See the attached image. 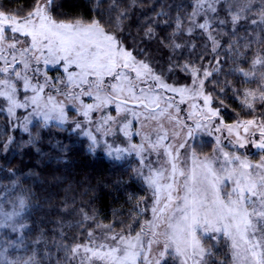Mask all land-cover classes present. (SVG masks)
Returning a JSON list of instances; mask_svg holds the SVG:
<instances>
[{
	"label": "snow or ice",
	"instance_id": "obj_1",
	"mask_svg": "<svg viewBox=\"0 0 264 264\" xmlns=\"http://www.w3.org/2000/svg\"><path fill=\"white\" fill-rule=\"evenodd\" d=\"M90 3L95 17L86 22L57 15L56 0H32L29 8L15 13L0 11V113L14 126L22 125L37 151L38 130L55 122L70 123L88 138L91 151L103 145L117 160L135 154L139 165L131 179L142 183L148 194V204L144 196L134 198L135 228L127 222L119 231L98 224L101 236L88 232L87 244L60 243L66 253L63 264L69 259L78 264H209L218 244L231 250L232 264H264V41L248 51L245 27L257 25L264 32V0H188L175 6V16L164 9L150 16L141 39L170 50L167 66L160 69L146 54L138 59L136 45L129 46L121 36L131 27L125 22L135 20L131 12L137 0ZM256 3L258 10L253 8ZM257 15L259 20L253 18ZM196 34L205 41L199 49ZM222 39L232 64L244 61L247 68H230L224 75L239 72L260 87L233 91L227 81L217 79L225 65ZM178 50L197 60L185 59ZM53 69L60 74H50ZM175 71L189 74L191 83H169L166 74ZM226 88L242 97L246 110V118L235 124L224 120L228 104L220 93ZM178 97L179 103L193 101L184 118ZM20 109L23 116L17 115ZM34 120L36 129H30ZM202 130L220 134L210 156L201 155L194 144ZM221 136L235 150H227ZM107 137L115 139L109 143ZM116 140L125 147H113ZM242 148L256 149L258 162L238 154ZM26 207L20 198L12 211L0 209V227L19 231L25 225L11 222Z\"/></svg>",
	"mask_w": 264,
	"mask_h": 264
},
{
	"label": "trees",
	"instance_id": "obj_2",
	"mask_svg": "<svg viewBox=\"0 0 264 264\" xmlns=\"http://www.w3.org/2000/svg\"><path fill=\"white\" fill-rule=\"evenodd\" d=\"M239 2L234 0L236 4ZM56 3V14L69 22L76 19L86 22L95 17V8L90 0H56ZM187 3L188 0H137L131 12L135 20L125 22L131 27L121 36L129 46L136 45L133 54L138 59L146 54L147 59L153 61L158 69L167 66L170 50L154 40L141 39L142 26L150 23L149 17L155 16L162 9L175 16V6ZM31 4L32 0H0V11L6 9L15 13L29 8ZM253 8L258 10L259 4H254ZM253 18L259 20L258 15ZM245 27L250 43L248 51H255L261 46L260 42L264 41V32L257 25L245 24ZM240 34L244 36V30ZM184 38L190 39L187 36ZM204 42L203 37L195 35L197 49ZM221 45L225 65L217 79L227 81L233 91L260 87L254 79L244 80L239 72L224 75L230 68L245 67V63L240 61L238 65L232 64L231 56L225 52L223 39ZM141 49L144 53L138 55ZM178 52H182L185 59L197 60V56H189V52ZM210 59V55L206 57L203 62L205 67H209L206 61ZM166 75L168 82L175 86L188 85L192 80L189 74L180 71ZM209 87L205 82V88ZM233 91L226 88L225 92L220 93L228 104L223 116L229 124H235L238 118H246V110L241 107L242 97L233 96ZM36 124L35 121L30 129H36ZM38 131L39 151L31 146L29 133L13 130V122L5 113H0V145L7 143L9 137L12 138L8 148L0 150V192L6 197L2 203L9 206L10 201L17 202L24 198L27 204L22 212L25 226L19 230L21 237L18 249L10 251V258L3 264H63L66 253L58 247L60 243L66 246L87 244L88 232L101 236L103 229L98 224H111L119 231L127 222L135 228L134 218L138 210L134 198L144 196L146 199L143 203H149L145 186L131 179L133 170L139 165L137 159L117 160L102 149L89 150L90 141L81 133L74 132L71 125L51 124L49 128ZM195 146L201 154L208 155L213 151L210 142H205L201 147ZM85 215L92 219H84ZM213 253L209 264H232L230 249L225 245H216ZM68 264H78V260L69 259Z\"/></svg>",
	"mask_w": 264,
	"mask_h": 264
},
{
	"label": "rangeland",
	"instance_id": "obj_3",
	"mask_svg": "<svg viewBox=\"0 0 264 264\" xmlns=\"http://www.w3.org/2000/svg\"><path fill=\"white\" fill-rule=\"evenodd\" d=\"M50 74L59 75L60 73H56L55 69H53ZM166 95H172V94L171 93H167ZM85 99H87V98H85ZM177 102H178L179 108L181 109L180 116H181V118H184L185 115H186V110H190V106L193 103V101L191 99H188L186 103H179V97H178L177 98ZM107 111L110 112L113 115L116 114L112 107H109L107 109ZM17 115L18 116H23L24 115L23 110L22 109L18 110L17 111ZM70 118H71V113H70ZM34 122H35V120L33 121V123ZM16 124L19 125V121H16ZM53 124H55V122H53ZM31 125H29V128L31 127ZM66 125H71V124L70 123H65V124L60 125V126H66ZM133 127H139L137 122L133 121ZM13 130H19L21 132H24L23 128H22V125L21 126H14L13 125ZM74 132H78V131H74ZM217 136H220V134L219 133H214V132L212 134H209L207 131H203L202 130L201 132L198 133L197 138L194 141V144L201 147V146L204 145L205 142L212 143L213 151L210 154H208L210 156L214 152V150H215V148L217 146ZM84 137L87 138L86 136H84ZM106 139L108 140L109 143H112L115 138L107 137ZM139 139H140L139 137H133V142L134 143H138ZM9 140H12V138L9 137L7 142ZM205 140H208V141H205ZM221 141H222L223 146L227 150H229V151L235 150V149H233L232 145L228 143L227 139H224L223 136H221ZM9 144L10 143H8V145ZM113 147H125V145L121 144L119 140H116L115 143L113 144ZM7 148H8V146H7ZM96 149H102V150L106 151V153H107V150H106V148L103 145H100V146L96 147ZM197 151L199 152L198 149H197ZM238 154H247L248 159L250 161H252L253 163L258 162V159H259V152L256 149H254V148L251 151H249L248 148L239 149L238 150ZM201 155H205V154H201ZM110 157L114 158L113 156H110ZM124 158H126V159L135 158V159H137L139 161L138 157L135 154L129 155V154L126 153V154H124L122 159H124ZM4 198H6L4 193L2 194L0 192V209H2L4 212L12 211L13 204L15 202L14 201H10L11 204H9V206H4L3 203H2ZM2 219H3L2 216H0V222H2ZM23 222H24V214L21 213V215L19 217H14V219H13V221L11 223H15L17 226H19L20 224H23ZM20 234L21 233L19 231L13 232L11 230V228H9L7 226L0 227V264L5 263L7 261V259L10 258L9 257L10 256V251L18 249L17 245L20 242V237H21ZM230 252H231V250H230ZM231 257H232V254H231ZM93 264H99V262L93 261Z\"/></svg>",
	"mask_w": 264,
	"mask_h": 264
}]
</instances>
